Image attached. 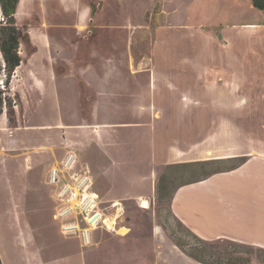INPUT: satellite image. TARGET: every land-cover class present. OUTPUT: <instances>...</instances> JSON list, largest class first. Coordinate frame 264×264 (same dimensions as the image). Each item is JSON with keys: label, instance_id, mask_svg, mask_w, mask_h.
Segmentation results:
<instances>
[{"label": "rangeland", "instance_id": "374dc122", "mask_svg": "<svg viewBox=\"0 0 264 264\" xmlns=\"http://www.w3.org/2000/svg\"><path fill=\"white\" fill-rule=\"evenodd\" d=\"M17 12L28 38L10 85L0 80V264H201L185 253L201 245L207 261L248 250L264 264L258 242L202 238L172 208L180 186L264 157V11L252 0H24ZM67 150L127 234L100 227L86 246L62 233L50 170ZM226 229L264 238V225Z\"/></svg>", "mask_w": 264, "mask_h": 264}, {"label": "crops", "instance_id": "0c3cea01", "mask_svg": "<svg viewBox=\"0 0 264 264\" xmlns=\"http://www.w3.org/2000/svg\"><path fill=\"white\" fill-rule=\"evenodd\" d=\"M172 208L202 238L224 237L264 246L259 235L226 229L237 221L249 231H259L264 225V157L252 156L237 168L180 186Z\"/></svg>", "mask_w": 264, "mask_h": 264}, {"label": "built area", "instance_id": "2783aa9c", "mask_svg": "<svg viewBox=\"0 0 264 264\" xmlns=\"http://www.w3.org/2000/svg\"><path fill=\"white\" fill-rule=\"evenodd\" d=\"M50 181L57 189L60 206L56 217L61 221L62 233L78 235L82 243L89 246L96 229H115L118 217L113 220L100 207L93 170L90 166L79 167L74 150H67L59 164L51 168Z\"/></svg>", "mask_w": 264, "mask_h": 264}, {"label": "trees", "instance_id": "16d2710c", "mask_svg": "<svg viewBox=\"0 0 264 264\" xmlns=\"http://www.w3.org/2000/svg\"><path fill=\"white\" fill-rule=\"evenodd\" d=\"M20 0H0V6L4 15V20L0 24V80L5 72V84L9 86L16 69L21 65L22 57L20 54L21 40H27L28 35L17 25L16 13ZM253 5L264 11V0H252ZM7 98L5 90L0 86V115L3 113V103ZM203 242V240H202ZM178 245L183 249L181 243ZM205 246H197L196 251H185L190 257L201 264H250V254L248 250H234L228 257L223 258L215 252L214 261H207ZM246 254V256L244 255Z\"/></svg>", "mask_w": 264, "mask_h": 264}, {"label": "bare ground", "instance_id": "6f19581e", "mask_svg": "<svg viewBox=\"0 0 264 264\" xmlns=\"http://www.w3.org/2000/svg\"><path fill=\"white\" fill-rule=\"evenodd\" d=\"M24 2V0H20V2H19V5L20 4H22ZM18 13V12H17ZM17 13H16V15H17ZM123 214L121 213L120 214V217L122 218L123 216H122ZM116 218V217H115ZM114 218V219H115ZM124 218V217H123ZM113 219V220H114ZM122 220V219H121ZM123 221V220H122ZM115 223V222H114ZM116 223H117V221H116ZM115 230L117 231V232H119L120 234H123V235H125V234H127L128 232H127V229L124 227V226H122V225H120L118 228L117 227H115Z\"/></svg>", "mask_w": 264, "mask_h": 264}]
</instances>
